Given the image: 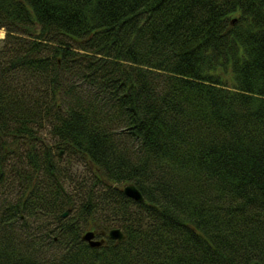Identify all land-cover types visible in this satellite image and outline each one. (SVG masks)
<instances>
[{
  "label": "trees",
  "instance_id": "trees-1",
  "mask_svg": "<svg viewBox=\"0 0 264 264\" xmlns=\"http://www.w3.org/2000/svg\"><path fill=\"white\" fill-rule=\"evenodd\" d=\"M0 28V264H264V0H0Z\"/></svg>",
  "mask_w": 264,
  "mask_h": 264
},
{
  "label": "water",
  "instance_id": "water-1",
  "mask_svg": "<svg viewBox=\"0 0 264 264\" xmlns=\"http://www.w3.org/2000/svg\"><path fill=\"white\" fill-rule=\"evenodd\" d=\"M123 192L127 197H129L133 200H136L139 202L143 201V197H142L140 191L133 184L125 185L123 188ZM68 211L69 210L65 211L62 214L63 217H65L68 214ZM95 237H96V231L88 230L83 234L82 239L84 241L88 242V244L91 247H98L104 243V240H105L104 238L96 239ZM107 237L109 239L116 240L118 242H122L124 240V234L119 228L110 229L107 232Z\"/></svg>",
  "mask_w": 264,
  "mask_h": 264
},
{
  "label": "rangeland",
  "instance_id": "rangeland-1",
  "mask_svg": "<svg viewBox=\"0 0 264 264\" xmlns=\"http://www.w3.org/2000/svg\"><path fill=\"white\" fill-rule=\"evenodd\" d=\"M5 34H6V32H5V30L3 29V28H0V39H2V38H4V36H5ZM76 169H77V171H75V168H74V171L72 172V175L75 177V178H77V177H79V174H81V172H82V169H81V167H76ZM76 175V176H75ZM68 213H69V211H68ZM68 215V214H67ZM66 215V216H67ZM63 216V215H62ZM114 228H116V227H114ZM113 229V228H112ZM96 239H98L99 237H95Z\"/></svg>",
  "mask_w": 264,
  "mask_h": 264
}]
</instances>
